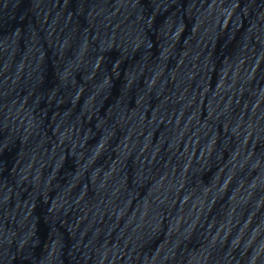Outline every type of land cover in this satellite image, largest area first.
<instances>
[{"label": "water", "instance_id": "95a60500", "mask_svg": "<svg viewBox=\"0 0 264 264\" xmlns=\"http://www.w3.org/2000/svg\"><path fill=\"white\" fill-rule=\"evenodd\" d=\"M0 264H264V0H0Z\"/></svg>", "mask_w": 264, "mask_h": 264}]
</instances>
